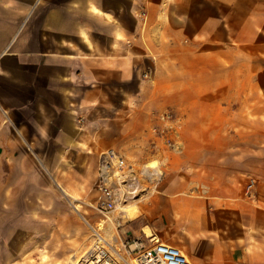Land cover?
<instances>
[{
  "label": "crops",
  "instance_id": "1",
  "mask_svg": "<svg viewBox=\"0 0 264 264\" xmlns=\"http://www.w3.org/2000/svg\"><path fill=\"white\" fill-rule=\"evenodd\" d=\"M166 109L183 117L180 149L151 153ZM261 117L264 0H0L1 242L24 259L35 233L20 226L56 228L65 196L93 206L112 148L162 167L129 239L191 264H264Z\"/></svg>",
  "mask_w": 264,
  "mask_h": 264
},
{
  "label": "rangeland",
  "instance_id": "2",
  "mask_svg": "<svg viewBox=\"0 0 264 264\" xmlns=\"http://www.w3.org/2000/svg\"><path fill=\"white\" fill-rule=\"evenodd\" d=\"M230 118L234 120V117L229 116V120H231ZM232 134H235L234 131L223 132L222 138L224 140H229ZM257 136L259 139L260 156L264 157V117H261V128ZM261 166H264V164L261 163ZM165 169L166 166L163 168L164 173L166 171ZM253 193L252 190L250 196H245L253 198ZM133 201L136 200H130L126 203V205L130 206L131 204H135L137 207L132 217L129 218L123 212H119L121 207L117 208L115 212L112 211L107 214H101L97 212L93 206L87 204L91 201L87 200L86 203L82 204L79 200L73 199L70 196H65L62 199V203L66 206L62 208V211L51 213V217L47 218V220L52 221V223L56 225V228H52L51 226L45 227V224H41V221L38 220L35 223L30 222L28 224L26 223L25 226H20L22 232L35 233V236H33L35 237V243L30 245L29 254L26 253L24 259L13 260L9 257L11 253L10 244H2L0 238V264H73L74 260L82 259L85 252L96 241L97 235L95 227L100 226L103 229L99 230V233H101L108 243V248H110L109 252L113 253L115 256L121 255L123 257L127 252V256L133 258L135 253L132 252L129 255V246L134 240L135 242L139 240L143 242V239L146 237L141 235L137 240H131L124 233L125 224L130 220H134L139 215V206H137V202ZM121 210H126V208L123 207ZM42 214L46 213L42 212ZM57 214L58 217L55 216ZM22 220H24L23 217L21 218V221ZM29 224H31V226H27ZM4 230V239L10 240L11 227H7ZM145 233H148V231L146 230ZM148 244L147 242L146 245ZM134 246L135 244H133L131 248Z\"/></svg>",
  "mask_w": 264,
  "mask_h": 264
},
{
  "label": "built area",
  "instance_id": "3",
  "mask_svg": "<svg viewBox=\"0 0 264 264\" xmlns=\"http://www.w3.org/2000/svg\"><path fill=\"white\" fill-rule=\"evenodd\" d=\"M147 77V73L143 74ZM159 123L150 127L153 136L151 153L161 150H179L180 134L183 128V118L174 111L167 109L157 115ZM154 161L155 166H150ZM162 169L155 159L144 163L139 169L133 166L115 149H107L100 153L98 175L94 189L99 198L93 208L107 214L125 205L130 200H136L144 193H153L162 179ZM255 179L250 178L245 186V195L250 196L255 186ZM135 253L132 264H191L186 254L155 237L149 239V244L136 241L135 246H129V255ZM97 264H105L103 258Z\"/></svg>",
  "mask_w": 264,
  "mask_h": 264
},
{
  "label": "bare ground",
  "instance_id": "4",
  "mask_svg": "<svg viewBox=\"0 0 264 264\" xmlns=\"http://www.w3.org/2000/svg\"><path fill=\"white\" fill-rule=\"evenodd\" d=\"M150 166H155L156 163L154 161H151ZM137 202V201H133ZM126 205V204H125ZM123 205L119 209V212H123L126 216L129 218L132 217V214L135 212V209H137L135 204L130 205ZM123 207L126 208V210H121ZM77 209V208H76ZM115 211V210H114ZM111 228V227H109ZM103 228L95 227V232L97 235L96 241L93 243V245L85 252L83 255V258L80 260H74L73 264H97L101 259L103 258L105 264H132L133 258H129L127 256V252L125 253V256H115L113 253L109 252L108 243L105 241L104 237L99 233V230H102ZM95 236V235H94ZM95 238V237H94ZM110 244V243H109ZM113 250V249H112ZM82 257V256H81ZM129 259V260H127Z\"/></svg>",
  "mask_w": 264,
  "mask_h": 264
}]
</instances>
